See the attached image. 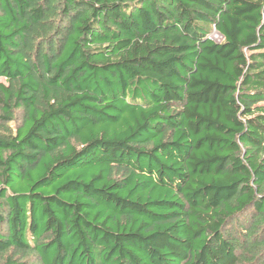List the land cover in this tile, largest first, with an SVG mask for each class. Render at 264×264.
Here are the masks:
<instances>
[{
  "label": "trees",
  "instance_id": "16d2710c",
  "mask_svg": "<svg viewBox=\"0 0 264 264\" xmlns=\"http://www.w3.org/2000/svg\"><path fill=\"white\" fill-rule=\"evenodd\" d=\"M0 264H264V0H0Z\"/></svg>",
  "mask_w": 264,
  "mask_h": 264
},
{
  "label": "rangeland",
  "instance_id": "374dc122",
  "mask_svg": "<svg viewBox=\"0 0 264 264\" xmlns=\"http://www.w3.org/2000/svg\"><path fill=\"white\" fill-rule=\"evenodd\" d=\"M211 39H212L213 41H215V42H220V41H221V37L218 36V35L215 34V33L211 36ZM1 81H3V80H1Z\"/></svg>",
  "mask_w": 264,
  "mask_h": 264
}]
</instances>
